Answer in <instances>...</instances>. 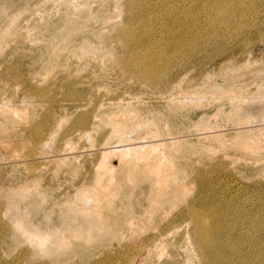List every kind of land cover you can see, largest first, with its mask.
<instances>
[{
  "label": "rangeland",
  "instance_id": "374dc122",
  "mask_svg": "<svg viewBox=\"0 0 264 264\" xmlns=\"http://www.w3.org/2000/svg\"><path fill=\"white\" fill-rule=\"evenodd\" d=\"M191 205L264 264V0H0V264H203Z\"/></svg>",
  "mask_w": 264,
  "mask_h": 264
},
{
  "label": "bare ground",
  "instance_id": "6f19581e",
  "mask_svg": "<svg viewBox=\"0 0 264 264\" xmlns=\"http://www.w3.org/2000/svg\"><path fill=\"white\" fill-rule=\"evenodd\" d=\"M137 30V25L133 26L126 23H124L123 26L116 28L121 39L119 40L123 41L125 44L132 41V37L137 33ZM147 54L149 55V52ZM166 60H169L168 62H170L169 57H167ZM150 64L143 66L137 71V75L143 80L149 79L151 82L159 83L160 78L158 74L162 71V64L159 61H154ZM185 208L187 216L193 219L195 230L193 241L196 243L198 256L203 264H234L231 262L226 244L219 232L217 224L219 220L217 219L211 224L210 220L198 214L199 212L197 211V208L192 205Z\"/></svg>",
  "mask_w": 264,
  "mask_h": 264
}]
</instances>
